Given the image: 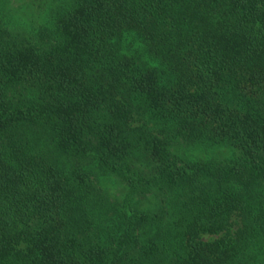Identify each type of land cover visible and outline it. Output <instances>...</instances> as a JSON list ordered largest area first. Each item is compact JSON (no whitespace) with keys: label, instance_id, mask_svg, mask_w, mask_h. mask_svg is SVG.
I'll return each instance as SVG.
<instances>
[{"label":"trees","instance_id":"obj_1","mask_svg":"<svg viewBox=\"0 0 264 264\" xmlns=\"http://www.w3.org/2000/svg\"><path fill=\"white\" fill-rule=\"evenodd\" d=\"M0 264H264V0H0Z\"/></svg>","mask_w":264,"mask_h":264}]
</instances>
